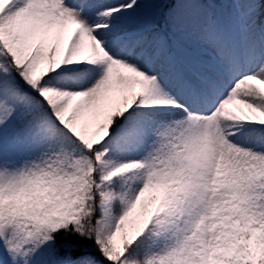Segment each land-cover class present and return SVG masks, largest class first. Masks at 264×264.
I'll return each instance as SVG.
<instances>
[{
    "label": "snow or ice",
    "instance_id": "1",
    "mask_svg": "<svg viewBox=\"0 0 264 264\" xmlns=\"http://www.w3.org/2000/svg\"><path fill=\"white\" fill-rule=\"evenodd\" d=\"M0 264H264V0H0Z\"/></svg>",
    "mask_w": 264,
    "mask_h": 264
},
{
    "label": "trees",
    "instance_id": "2",
    "mask_svg": "<svg viewBox=\"0 0 264 264\" xmlns=\"http://www.w3.org/2000/svg\"><path fill=\"white\" fill-rule=\"evenodd\" d=\"M60 237H58V242L60 241ZM73 239H76V238H73ZM85 245H87L89 248H91L92 247V244H91V241H84L83 242ZM93 251H94V249H93Z\"/></svg>",
    "mask_w": 264,
    "mask_h": 264
}]
</instances>
